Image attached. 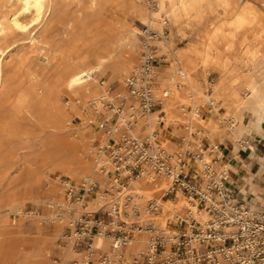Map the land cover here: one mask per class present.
I'll return each mask as SVG.
<instances>
[{
    "label": "rangeland",
    "instance_id": "374dc122",
    "mask_svg": "<svg viewBox=\"0 0 264 264\" xmlns=\"http://www.w3.org/2000/svg\"><path fill=\"white\" fill-rule=\"evenodd\" d=\"M227 1L228 9L235 6L239 11L251 4L264 12V0ZM54 6L63 10L61 19L50 17L31 34L10 29L5 37L1 36V43L10 49L0 57L5 80L0 88V123H4L1 136L5 143L0 151V264L83 262L86 252L75 247L70 239L75 230L72 224L85 218L87 212H104L109 207L105 205L104 192L109 188L110 174L102 165L109 167L110 162L96 153V146L104 143L105 135L96 123L100 114L94 109L100 106L99 101L110 88L113 95L126 93L124 77L139 63L148 31L160 34L154 40L160 62L158 93L172 87L178 96L172 112H162L163 118L161 107L170 96L157 109L153 127L146 120V132L158 129L160 141L176 147L180 137L188 134L186 124L191 127L192 141L204 140L210 144L220 141L224 145L232 140L238 146H249L264 122V13L261 20L238 31L232 49L225 55L236 81L226 84L223 97L218 99L215 94L204 101L200 94H212L223 72L214 62L206 65L195 50L203 47L205 39L217 27L233 21L234 13L225 14L224 0H218L214 9L206 5L196 8L192 4L190 10L176 11V15L169 3L161 8L159 0H54ZM19 8L20 4L12 0H0V20ZM155 13L160 14L159 19ZM154 20H163L162 25L152 23ZM46 25L50 30L44 35ZM72 25L74 37L68 42L66 36ZM132 40L135 55L127 71L118 73L112 67H105L94 73L89 92L82 91L75 100L68 92L60 93L59 105L66 115L59 128H48L50 118L39 109L34 93L36 87L53 85V80H48L44 73L54 69L60 58L93 66L99 49L107 42H114L119 47L118 54L129 57ZM45 54L48 59H44ZM179 70H185L187 77L180 75ZM249 77L256 83L251 84ZM231 90H236L244 103L237 106L227 95ZM20 96L25 97L26 104L14 115L12 107ZM57 137L67 143L65 148L53 143ZM45 150L52 155L51 161L44 159ZM240 159L231 161L234 168ZM238 174L236 181L233 178L236 189L240 185L250 190L258 188V196L244 193L257 205H264V179L257 185L253 176ZM64 178H70L76 190L87 188L89 182L99 186L90 197L75 202L69 200ZM153 183L154 191L148 197L137 198L129 187L126 192L133 195V201L141 208L143 221L158 220L165 226L176 205L163 195L169 185L166 179L154 178ZM155 197L163 200L159 218L145 210L147 201ZM165 203L173 208L169 209ZM182 204L181 199L177 206ZM164 211L169 213L163 217ZM140 239H144L142 247ZM147 242L146 234H137L127 246V256L145 250ZM95 245L101 248L95 258L100 252L112 253L108 236L96 237Z\"/></svg>",
    "mask_w": 264,
    "mask_h": 264
},
{
    "label": "built area",
    "instance_id": "2783aa9c",
    "mask_svg": "<svg viewBox=\"0 0 264 264\" xmlns=\"http://www.w3.org/2000/svg\"><path fill=\"white\" fill-rule=\"evenodd\" d=\"M159 35L148 31L139 63L124 77L126 93L113 95L110 88L94 109L105 135L96 153L110 162V169L102 165L110 174L104 192L109 207L87 212L72 224L70 239L86 252L83 262L74 264H264V205L240 195L219 155L220 145L192 141L186 124L188 134L180 137L176 147L164 145L158 129L145 131L149 115L170 96L167 88L158 93L160 62L154 40ZM144 174L169 183L163 195L176 207L165 226L143 221L141 208L126 192ZM62 182L69 200L75 202L87 199L99 186L89 182L87 188L76 190L70 178ZM181 199L182 206H177ZM145 210L160 215L162 198L149 199ZM140 233L148 237L146 249L127 256V246ZM100 235L110 237L112 253L100 252L95 258L101 250L95 245Z\"/></svg>",
    "mask_w": 264,
    "mask_h": 264
},
{
    "label": "bare ground",
    "instance_id": "6f19581e",
    "mask_svg": "<svg viewBox=\"0 0 264 264\" xmlns=\"http://www.w3.org/2000/svg\"><path fill=\"white\" fill-rule=\"evenodd\" d=\"M20 4V8L10 13L5 19L0 20V57H4L10 49V46H4L1 43V36H6L7 32L11 29L21 34H31L43 23L44 25L50 17L55 19H61L63 17V10H56L54 6V0H12ZM96 2V0H92ZM218 0H159L161 8H163L166 3H169L172 7V13L177 14L179 12H187L190 10L191 5L194 4L195 7H200L206 5L209 9H214ZM255 2V1H254ZM225 14L234 13L235 17L232 22L225 23L216 28L213 34L209 35L205 39L203 47L196 49L195 51L201 56L202 61L208 65L211 62L218 64L222 69V79L214 87L212 94H200V97L204 96L205 100H210L212 96L216 94V98H221L224 96L223 88L226 84L231 81H236V75L234 70L229 66V59L225 57L226 53L232 49L235 39L237 38L238 31L250 24H255L258 20L263 17V11L251 4H246L239 11L235 10V6L228 9L230 6L227 0H224ZM240 9V8H239ZM156 19L160 18L159 13L154 14ZM163 20H154L152 23L161 24ZM162 25V24H161ZM58 29V28H57ZM49 26L46 25L43 28V34L47 35L49 33ZM75 30L73 25L71 30L67 32L66 40L72 41L74 37ZM164 33V32H163ZM264 33V29H263ZM261 34V33H260ZM4 36V37H5ZM35 37L33 38V43H35ZM130 56L127 57L123 54H118L119 47L114 42L105 43L97 53V62L95 65L86 67L83 64L75 62H67L66 60L60 58V63L54 67V69L46 71L44 73L48 80H53V85L50 84L46 88L36 87L34 93L36 94V100L39 105V109L43 110L50 118V122L47 124L48 128H59L62 119L66 115V111H62L59 105V94L62 92H68L73 100L81 96L82 91L89 92V85L91 81L95 78L94 73L100 72L105 67H112L118 73L126 72L130 67V63L134 59L135 48L134 41H130ZM48 54H45L44 59H48ZM134 68V67H133ZM178 73L182 76L187 77V72L185 70H179ZM248 77V75H246ZM251 84H255L256 81L253 77L248 78ZM174 78L171 81L173 84ZM5 85L3 67L0 70V88ZM169 91L170 99L164 103L161 107V112L167 111L172 112L173 102L176 98V90L172 87L167 88ZM3 91V90H2ZM99 91H103V88ZM98 91V92H99ZM229 95L235 102L237 106L244 103L242 97L236 90H231ZM251 97V96H250ZM26 99L24 96L17 98L13 104V114L20 113L26 104ZM102 103V101H99ZM196 106V105H195ZM197 110V106L195 107ZM157 113H152L147 119L150 128L153 127L156 122L155 116ZM195 115V114H194ZM4 123H0V151L4 147L5 143L3 137L1 136ZM56 146L65 148L67 143L64 139L57 137L53 140ZM45 160L51 161L52 155L45 150ZM154 176L151 174H144L142 177L134 180L129 186L130 191L134 192L137 198L148 197L154 191ZM243 186V185H242ZM165 206H172L164 204ZM169 212L164 211L163 217ZM160 215L153 216L159 218ZM167 221V219H165ZM159 223L158 220H154ZM139 246L142 247L144 239H140ZM134 246V245H133Z\"/></svg>",
    "mask_w": 264,
    "mask_h": 264
},
{
    "label": "crops",
    "instance_id": "0c3cea01",
    "mask_svg": "<svg viewBox=\"0 0 264 264\" xmlns=\"http://www.w3.org/2000/svg\"><path fill=\"white\" fill-rule=\"evenodd\" d=\"M168 131H170L168 129ZM171 132V131H170ZM257 136L251 140L249 146H238L234 141L227 140L223 145L220 141L216 142L220 145V156L224 163H226L230 170L231 175L236 181L238 179V172H240L245 177H252L253 181L260 185L261 181L264 179V122L257 132ZM246 147V149H245ZM241 157V159H240ZM240 159L237 162L236 168L231 164L232 160ZM240 195L247 197L245 191L255 196H258V188L252 190L240 185L239 187ZM260 202H263L257 199Z\"/></svg>",
    "mask_w": 264,
    "mask_h": 264
}]
</instances>
